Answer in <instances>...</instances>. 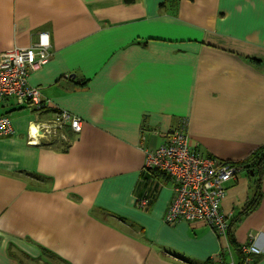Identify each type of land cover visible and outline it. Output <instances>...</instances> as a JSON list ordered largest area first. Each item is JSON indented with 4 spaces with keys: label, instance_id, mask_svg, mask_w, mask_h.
Listing matches in <instances>:
<instances>
[{
    "label": "crops",
    "instance_id": "1",
    "mask_svg": "<svg viewBox=\"0 0 264 264\" xmlns=\"http://www.w3.org/2000/svg\"><path fill=\"white\" fill-rule=\"evenodd\" d=\"M40 33L52 55L28 83L44 110L13 99L0 109L13 129L0 137V264L215 261L227 247L210 227L163 222L172 183L143 170V149L182 126L194 152L224 162L264 145V0H0V52ZM61 111L80 133L27 142ZM251 176L242 168L226 186L229 222L253 196ZM261 192L233 229L238 245L254 236V264H264V175Z\"/></svg>",
    "mask_w": 264,
    "mask_h": 264
},
{
    "label": "built area",
    "instance_id": "2",
    "mask_svg": "<svg viewBox=\"0 0 264 264\" xmlns=\"http://www.w3.org/2000/svg\"><path fill=\"white\" fill-rule=\"evenodd\" d=\"M36 43L27 48L12 47L0 52V109L7 99H13L17 106H28L35 112H42L44 104L40 90L30 86L29 74L48 62L51 57L47 33H40ZM78 134L82 130L81 120L66 111L57 112L49 122L36 123L34 133L28 135L27 142L36 145L42 137L56 136L66 140L65 129ZM180 127L165 137L164 143L155 149L144 148L145 172H162L172 183V198L165 211L163 222L173 226L180 222H199L210 227L226 241L229 227L228 215L221 211L226 186L233 181L240 168L234 163L220 161L193 151L189 136ZM13 133L8 116L0 114V137ZM137 205L145 208L148 199H138ZM231 216V215H229ZM242 264H254L261 250L250 236L242 245ZM227 264H236L230 257Z\"/></svg>",
    "mask_w": 264,
    "mask_h": 264
},
{
    "label": "trees",
    "instance_id": "3",
    "mask_svg": "<svg viewBox=\"0 0 264 264\" xmlns=\"http://www.w3.org/2000/svg\"><path fill=\"white\" fill-rule=\"evenodd\" d=\"M167 1V0H165ZM173 1V0H172ZM125 3L130 4L133 2V0H124ZM173 3V2H171ZM35 112V111H33ZM40 114L42 112H39ZM57 142V141H56ZM65 142V141H64ZM62 141V143H64ZM60 143V142H57ZM55 142H50L48 145H55ZM239 166L244 167L248 173L251 175L252 174V181H253V188H254V193L253 196L250 200H248L244 207L242 208L241 212L236 215L231 222L229 223L228 231H227V243L230 252H220L217 256V259L215 261L213 260H207L203 264H227L228 260H230V257L232 255L235 258L236 264H242L243 261V255L241 253V247L242 245H238L235 242L234 239V226L246 215L254 211L260 204L261 197H262V192H261V180L264 175V145L259 147L257 150L251 153V155L248 157L247 161L243 164H239ZM152 176L156 175L157 177L159 176H165L166 175L162 172H157V171H151L148 172ZM145 198V197H142ZM139 198V199H142ZM146 199V198H145ZM54 257L51 255V259ZM257 258V257H256ZM55 260V259H54ZM34 262L37 264L39 263L37 260H34Z\"/></svg>",
    "mask_w": 264,
    "mask_h": 264
},
{
    "label": "rangeland",
    "instance_id": "4",
    "mask_svg": "<svg viewBox=\"0 0 264 264\" xmlns=\"http://www.w3.org/2000/svg\"><path fill=\"white\" fill-rule=\"evenodd\" d=\"M36 71V70H35ZM34 72V71H33ZM9 119V118H8ZM9 121H10V119H9ZM4 137H7V136H4ZM46 138H48V140H50V141H52V142H62V140H58L57 139V137L56 136H53V135H49L48 137H46ZM65 142H66V140H65ZM229 163V162H228ZM235 164V163H234ZM236 165H238L239 166V164H236ZM226 194V193H225ZM250 194V193H249ZM251 198V197H250ZM226 215V214H225ZM252 237H254V236H252ZM45 255V254H44ZM45 257H46V255H45ZM45 257H42L43 258V263H37V264H60V262H57V260H54V259H50V258H45ZM34 264H36V263H34Z\"/></svg>",
    "mask_w": 264,
    "mask_h": 264
},
{
    "label": "bare ground",
    "instance_id": "5",
    "mask_svg": "<svg viewBox=\"0 0 264 264\" xmlns=\"http://www.w3.org/2000/svg\"><path fill=\"white\" fill-rule=\"evenodd\" d=\"M241 167H242V166H239V168H240V171H241V169H242V168H243V169H245L244 167H242V168H241ZM240 171H239V172H240ZM239 172H238V173H239Z\"/></svg>",
    "mask_w": 264,
    "mask_h": 264
},
{
    "label": "water",
    "instance_id": "6",
    "mask_svg": "<svg viewBox=\"0 0 264 264\" xmlns=\"http://www.w3.org/2000/svg\"><path fill=\"white\" fill-rule=\"evenodd\" d=\"M252 175V174H251Z\"/></svg>",
    "mask_w": 264,
    "mask_h": 264
}]
</instances>
